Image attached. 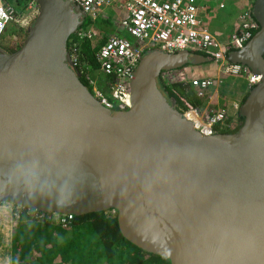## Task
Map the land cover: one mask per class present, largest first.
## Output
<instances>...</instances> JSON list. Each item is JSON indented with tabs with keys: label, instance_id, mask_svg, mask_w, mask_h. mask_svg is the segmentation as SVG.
Instances as JSON below:
<instances>
[{
	"label": "water",
	"instance_id": "water-1",
	"mask_svg": "<svg viewBox=\"0 0 264 264\" xmlns=\"http://www.w3.org/2000/svg\"><path fill=\"white\" fill-rule=\"evenodd\" d=\"M34 1L22 44L0 48V202L113 209L124 237L169 264H264V0L252 5L258 29L228 52L260 79L237 130L212 134L175 109L160 74L208 56L144 53L129 107L107 108L67 48L84 11L72 0Z\"/></svg>",
	"mask_w": 264,
	"mask_h": 264
},
{
	"label": "built area",
	"instance_id": "built-area-1",
	"mask_svg": "<svg viewBox=\"0 0 264 264\" xmlns=\"http://www.w3.org/2000/svg\"><path fill=\"white\" fill-rule=\"evenodd\" d=\"M253 1L250 0V5ZM72 2L89 18L86 25L77 27L79 41L96 38L98 32L102 34L95 24L99 18H107L103 12L104 7L118 4L124 9V15L114 23L113 32L104 33V40L95 51L98 66L94 72H101L105 77L87 75L92 84V94L107 108L124 110L129 107L133 72L143 54L154 49L170 52L185 49L206 54L219 71L215 77L193 76L185 67L165 69L160 73L164 85L173 81L190 82L199 90L198 93L202 97L210 84L219 81L220 74L233 78L242 77L250 87L260 79V74L251 71L245 64L228 58V52L243 47L253 30L259 27L250 8L240 15V29L232 31L225 40H222L206 28L197 0H72ZM38 11L39 7L34 0H0V41L9 23L29 25ZM71 58L76 68L77 53H71ZM98 80L103 81L104 87L98 84ZM183 114L192 121L197 130L205 134L221 132L227 128L233 129L240 124V119L238 122H228L225 109L213 105H197L186 109ZM29 209L10 202H0V216L9 214L12 221L24 212L28 215ZM38 211L35 209V217L42 216ZM112 211L115 212L113 209ZM73 215L51 212L47 216L56 223L67 226Z\"/></svg>",
	"mask_w": 264,
	"mask_h": 264
},
{
	"label": "trees",
	"instance_id": "trees-1",
	"mask_svg": "<svg viewBox=\"0 0 264 264\" xmlns=\"http://www.w3.org/2000/svg\"><path fill=\"white\" fill-rule=\"evenodd\" d=\"M77 27L67 40V48L70 53H77L76 69L80 72V80L91 91L87 75H92L98 63L89 42L91 39L79 41ZM189 64L193 63L180 68ZM98 84L104 87L102 80H98ZM164 89L181 113L202 103L199 90L190 82L173 81L166 83ZM239 119L241 124L242 116ZM239 125L229 132L236 131ZM29 211L28 215L24 212L12 221L10 264H76L87 259L96 261L94 264H169L167 257L147 252L124 237L118 227L116 211L112 214L107 210L74 214L67 226L48 218L51 212L37 210L42 216L35 217V209Z\"/></svg>",
	"mask_w": 264,
	"mask_h": 264
},
{
	"label": "crops",
	"instance_id": "crops-1",
	"mask_svg": "<svg viewBox=\"0 0 264 264\" xmlns=\"http://www.w3.org/2000/svg\"><path fill=\"white\" fill-rule=\"evenodd\" d=\"M204 1V2H203ZM202 3H198L201 7L200 15L205 20L207 26L213 22L214 29L213 34L220 37H227L232 31L240 29V15L246 9H251L250 0H203ZM198 2V1H197ZM223 4L222 6L220 4ZM109 18H99L98 20L105 22L107 24H113L117 21H112L111 23L108 20ZM223 22L225 27L229 26V33L215 28L217 22ZM115 26V24H114ZM101 27V26H100ZM102 29V28H100ZM211 31V30H210ZM210 59L201 62L193 63L185 66L188 69L189 73L193 76L204 77V76H217L218 73H213L211 66L214 64ZM209 64L210 67H207L206 64ZM188 67V68H187ZM191 68V69H190ZM192 70V71H191ZM227 77H220V79H226ZM238 78L234 77L231 79V82L226 83L225 86L222 85V81L219 79L216 80L213 84H210L209 87L205 90L203 97L201 98L202 106L213 105L216 108H224L227 113L228 122H238L239 117V108L244 100L245 95L248 93L250 86L247 81L243 79L241 82H237ZM240 79V80H242Z\"/></svg>",
	"mask_w": 264,
	"mask_h": 264
},
{
	"label": "rangeland",
	"instance_id": "rangeland-1",
	"mask_svg": "<svg viewBox=\"0 0 264 264\" xmlns=\"http://www.w3.org/2000/svg\"><path fill=\"white\" fill-rule=\"evenodd\" d=\"M198 3H202L203 0H197ZM204 2V1H203ZM103 12L106 14L107 18H109V22L111 23L112 21H117L120 20V18L124 15V9L120 8L118 6V4H114L112 6H108V7H104L103 8ZM79 20H82V22H87L89 20V18L87 16H83L80 15L78 17ZM205 22V20H203ZM81 22V23H82ZM80 23V24H81ZM205 24V23H204ZM97 26H101L102 29H99L102 31V34H98L95 36L96 38L91 39L89 42L91 44V47L93 48V51H97L98 48L100 47L102 41L104 40V33L107 32H113L114 30V23L113 24H107L105 22H102L100 20H97L96 22ZM30 26V24H26V23H17V22H13V23H9L5 32L2 34L1 36V45L0 46H11L13 44H17L20 43V45L23 42V39L25 38L26 35V30L27 28ZM206 28L211 30V32L214 29V24L213 22L211 24H209V26H207L205 24ZM215 28H219L223 31H225V33H229L230 29L229 26L224 25L223 22H217ZM220 38V37H219ZM222 40H225V37L221 38ZM3 48V47H0ZM207 67H210L209 64L205 63ZM189 67V65H187ZM187 67V68H188ZM191 69V68H190ZM212 72L213 73H218V69L217 66L215 64H213L211 66ZM192 71V70H191ZM220 77H227L226 79H221L222 81V85L225 86L226 83H230L231 79L233 77H229V75H223L220 74ZM242 79L241 77L238 78L237 82H241L243 81L240 80ZM108 213H115L112 210H107ZM11 227H12V219L10 217L9 214H2V216H0V264H10V234H11ZM92 259H87L85 262H74L76 264H94L96 261H91Z\"/></svg>",
	"mask_w": 264,
	"mask_h": 264
},
{
	"label": "flooded vegetation",
	"instance_id": "flooded-vegetation-1",
	"mask_svg": "<svg viewBox=\"0 0 264 264\" xmlns=\"http://www.w3.org/2000/svg\"><path fill=\"white\" fill-rule=\"evenodd\" d=\"M85 16V15H84ZM20 45V43H17V44H13V45H11V46H8V47H5V46H2L3 48V50L4 51H6V52H12V51H14V50H16L17 48H18V46ZM92 76H94V77H99V78H101V77H105L101 72H92ZM231 129H224V130H222L221 132H229Z\"/></svg>",
	"mask_w": 264,
	"mask_h": 264
},
{
	"label": "clouds",
	"instance_id": "clouds-1",
	"mask_svg": "<svg viewBox=\"0 0 264 264\" xmlns=\"http://www.w3.org/2000/svg\"><path fill=\"white\" fill-rule=\"evenodd\" d=\"M254 2V1H253ZM34 20V19H33ZM32 23V22H31ZM31 23H30V25H31ZM28 29V28H27ZM26 32H27V30H26ZM0 45H1V41H0ZM0 47H2V46H0ZM13 204V203H12ZM27 208H31V207H27ZM37 210V209H36Z\"/></svg>",
	"mask_w": 264,
	"mask_h": 264
}]
</instances>
